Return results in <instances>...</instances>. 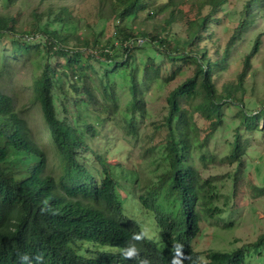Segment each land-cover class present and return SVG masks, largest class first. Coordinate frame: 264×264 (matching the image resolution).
<instances>
[{
    "label": "trees",
    "instance_id": "obj_1",
    "mask_svg": "<svg viewBox=\"0 0 264 264\" xmlns=\"http://www.w3.org/2000/svg\"><path fill=\"white\" fill-rule=\"evenodd\" d=\"M107 1L113 32L100 46L96 38L90 44L85 37L75 45H67L70 38L78 35L70 30L75 23L65 4L32 10L28 28L24 29L18 28L16 15L0 11V73L8 70L11 59L28 62L40 56V71L31 78L30 91L48 129L54 153L51 162L56 161L51 164L47 150L35 140L13 97L0 89V264H20L18 253L32 258L42 256L43 264H136L119 254V248L140 230L137 222L122 210L117 190L120 164H110L86 141L87 135L97 131V125L109 121L112 110L107 104L98 105L88 85L77 84L87 76L97 78L95 64L103 66L102 75L97 78L102 98L113 91L114 76L122 77L128 84L131 100L120 113L131 134L137 132L135 112L142 111L135 75L139 67L136 52L147 51L140 62L143 76L149 78L159 77L157 57L196 64L194 73L168 93L167 113L156 125L164 131L160 143L165 168L156 179L143 183L138 172L129 174L133 184L140 187L139 202L152 211L160 230L159 240H145L138 245V259H146L149 264H169L172 245L177 242L191 257L184 264H197L200 253L193 242L200 235L201 221L221 210L213 205L215 193L208 180L201 179L194 152L204 149L209 136L221 126L225 108L237 106L241 122L248 128L255 127L256 120L263 117V107L250 113L252 110L238 97L250 59L261 44L260 33L243 57L236 82L223 86V95L216 91L213 78L226 67L229 46L237 32L253 24L258 13L264 11V0H248L243 8L244 18L235 27L224 52L213 60L199 42L214 18L213 7L221 1L209 0L213 7L208 13L186 19V36L180 46L174 45L176 48L163 33L185 0H167L159 5L160 10L172 7L162 34L134 26L138 12L149 9L151 0ZM151 13L148 10L147 16ZM188 46L193 48L187 49ZM66 100L72 103V118L66 113ZM78 111L86 118L80 119ZM87 111H91L90 115ZM196 115L206 120L204 130L197 124ZM238 134L236 131L228 155L232 161L240 159L245 148ZM204 157L200 155L201 159ZM262 240L264 234L251 247ZM249 248L210 251L206 257L210 264H246Z\"/></svg>",
    "mask_w": 264,
    "mask_h": 264
},
{
    "label": "rangeland",
    "instance_id": "obj_2",
    "mask_svg": "<svg viewBox=\"0 0 264 264\" xmlns=\"http://www.w3.org/2000/svg\"><path fill=\"white\" fill-rule=\"evenodd\" d=\"M216 1H221L216 7H213L209 0H185L179 4L180 10H175L174 21L166 26L164 33L162 32L169 37L172 47L178 44L180 46L185 38L186 19L193 18L200 12L206 14L213 7L214 18L207 24L199 45L212 60L224 52L235 27L244 18L243 8L248 0ZM166 2L167 0H151L149 9L138 12L134 26L162 34L161 28L170 16L172 8L168 6L160 10L159 5ZM58 4H65L70 8L75 23L70 30L78 35L76 38H70L67 45H75L82 37L87 38L90 44L96 38L99 46L107 42L113 32V16L107 0H0V11L16 15L18 28L24 29L28 28L32 10L41 11L47 6ZM148 10L152 11L150 16H147ZM259 33L261 44L250 59V67L238 92V97L243 100L246 108L252 110L250 113L264 108V11L258 13L253 24L237 32L233 44L229 46L226 67L213 78L214 87L219 93H222L225 84H234L242 68L243 57L250 51L253 40ZM117 53L121 55V50L117 49ZM146 54L147 51L136 52L140 67L135 71L140 85L137 94L142 107L141 112H135L136 134L127 131L121 118L120 111L125 109L131 100L128 84L122 77H113L114 89L106 99L102 98L98 80L102 75L103 66L94 65L98 79L91 75L77 84L79 87L83 83L88 85L98 105L107 104L112 109L109 110V121L97 125V131L87 135L86 141L92 151L101 154L110 164H120L117 190L124 214L136 221L140 228L143 225L149 226L153 232L152 239L159 240L160 230L152 211L139 202L140 187L133 184L129 174L138 172L143 183L156 179V175L165 168L166 161L163 159L160 143L164 131L158 130L156 125H159L167 113L168 93L194 73L196 64L190 60L157 57L155 62L159 66V77L149 78L143 76V65L140 62ZM39 59L40 56L28 62L11 59L8 70L0 73V89L13 97L16 108L28 120L35 140L47 150L51 162L54 153L49 143L48 129L37 103L32 101L30 91L31 78L40 71ZM177 69V73L172 75ZM68 95L74 97L72 93ZM66 105V113L72 118V103L66 100ZM83 110L85 111L84 107ZM89 112L87 111L88 115ZM224 115L221 126L209 136L206 147L194 152V164L200 170L201 179L208 180L211 190L215 193L213 205L219 207L221 212L202 219L200 235L193 245L203 257L210 251L232 252L240 247H250L245 256L246 264H264V240L258 246L251 247L264 234V114L256 120L255 127L252 128L241 122L237 106L225 108ZM78 117L86 118L79 114V111ZM195 119L204 130L206 120L198 115ZM260 128L262 129L259 130ZM236 131L245 148L240 159L232 161L228 155ZM201 154L205 156L203 159L200 158ZM54 162L51 164L54 165Z\"/></svg>",
    "mask_w": 264,
    "mask_h": 264
},
{
    "label": "clouds",
    "instance_id": "obj_3",
    "mask_svg": "<svg viewBox=\"0 0 264 264\" xmlns=\"http://www.w3.org/2000/svg\"><path fill=\"white\" fill-rule=\"evenodd\" d=\"M46 210V209H45ZM153 238L152 229L143 225L138 232H134L131 236V240L126 242L125 246L119 248L120 256L126 261H135L136 264H149L146 259H138L141 255V249L138 247L145 240H151ZM20 258V264H43L42 256H36L34 258L27 254L18 253ZM191 257L185 254L184 245L177 242L172 245L171 260L169 264H184L185 261H190ZM197 264H210V261L203 256L197 257Z\"/></svg>",
    "mask_w": 264,
    "mask_h": 264
}]
</instances>
